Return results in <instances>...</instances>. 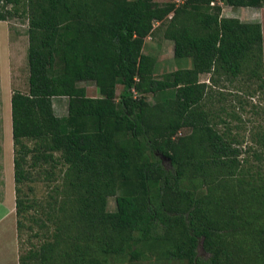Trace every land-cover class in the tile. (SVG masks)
<instances>
[{
  "label": "trees",
  "instance_id": "1",
  "mask_svg": "<svg viewBox=\"0 0 264 264\" xmlns=\"http://www.w3.org/2000/svg\"><path fill=\"white\" fill-rule=\"evenodd\" d=\"M211 1L0 0V21L29 22V91L11 95L17 217L32 207L22 198L28 167L65 165L62 200L47 209L56 231L20 251V264H257L246 261L264 257V125L254 126L250 142L218 129L206 104L210 86L200 79H242L250 82L247 96L264 93L263 25L223 16ZM167 18L174 57H191L193 66L156 77L145 39ZM82 81H93L100 96L90 97ZM134 90L171 92L150 103ZM58 96L68 97L65 116L55 112ZM21 225L18 218V234Z\"/></svg>",
  "mask_w": 264,
  "mask_h": 264
},
{
  "label": "rangeland",
  "instance_id": "2",
  "mask_svg": "<svg viewBox=\"0 0 264 264\" xmlns=\"http://www.w3.org/2000/svg\"><path fill=\"white\" fill-rule=\"evenodd\" d=\"M166 1L173 0H157L159 3ZM222 15L237 17L242 21H261L264 33V5L261 7H233L225 1L222 7ZM168 20L167 18L162 22L156 21L153 33L145 39L144 52L156 58L154 69L156 77H161L164 73L177 69L193 66L191 57L180 59L174 57V42L165 36ZM28 28L29 22L26 16L14 15L8 20L0 21V45L2 43L4 49L3 53L0 54V61L3 60L5 63H3L5 74L3 76L0 74V190H2L1 186L5 184L6 170L8 175L12 173L8 165L11 164L13 167L11 160L14 159L11 95L14 90L29 91ZM200 79L210 86L208 90L209 99L206 104L207 108L213 110L215 115L217 114L215 117L217 128L227 133L230 131L229 134H232L237 141L245 137L246 142H250L249 137L252 135L251 131L254 126L260 125L259 123L264 125V93L258 91L254 95L247 96L250 82L242 79L230 81L225 76H215L213 81L212 75L209 73L201 74ZM80 84L88 87L90 97L100 96L93 81H82ZM122 90L123 86L118 85L117 94L119 95ZM170 92L140 94L136 90L133 91L135 96L141 97L143 95L150 103L160 101L164 94ZM54 109L58 116L67 115L68 97H54ZM256 110H258V114ZM188 132L189 129L184 128L179 131L178 135ZM29 143L32 144V142ZM164 163L167 166L170 165L166 158ZM28 168L33 176L22 185V198L26 203H31L32 207L24 210L18 217L22 222L19 231L21 254L27 248L42 242L47 237L49 238L56 231L55 223L47 219V209L52 205L51 201L57 198L59 201L62 200V196L58 197V195L63 191L62 182L65 172V165L60 161L56 165L50 162ZM205 190L203 189V192ZM108 210H116L115 196L109 198ZM199 253L205 258L210 256V253L205 251L202 246L199 247ZM242 261H246V259ZM246 262L264 264V257L259 255V257L249 259Z\"/></svg>",
  "mask_w": 264,
  "mask_h": 264
},
{
  "label": "crops",
  "instance_id": "3",
  "mask_svg": "<svg viewBox=\"0 0 264 264\" xmlns=\"http://www.w3.org/2000/svg\"><path fill=\"white\" fill-rule=\"evenodd\" d=\"M157 1V0H156ZM3 45H0V54L3 53ZM1 56V55H0ZM3 60L0 61V74L3 76ZM5 64V63H4ZM89 92L87 87V93ZM13 167L10 165L8 175L0 190V264H20V244L18 234V217L16 211V189L14 178V159L12 158ZM7 168V166H6ZM5 170V168H4Z\"/></svg>",
  "mask_w": 264,
  "mask_h": 264
},
{
  "label": "built area",
  "instance_id": "4",
  "mask_svg": "<svg viewBox=\"0 0 264 264\" xmlns=\"http://www.w3.org/2000/svg\"><path fill=\"white\" fill-rule=\"evenodd\" d=\"M187 0H173V2L178 6L182 3H185ZM225 3V0H212L210 2L211 6H221L223 7ZM135 91V90H134Z\"/></svg>",
  "mask_w": 264,
  "mask_h": 264
}]
</instances>
